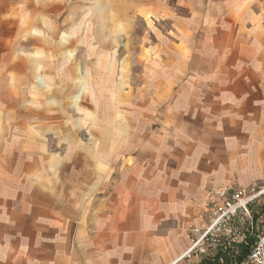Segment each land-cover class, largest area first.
I'll return each mask as SVG.
<instances>
[{"label":"crops","instance_id":"1","mask_svg":"<svg viewBox=\"0 0 264 264\" xmlns=\"http://www.w3.org/2000/svg\"><path fill=\"white\" fill-rule=\"evenodd\" d=\"M30 1L0 0V23L1 8ZM182 6L187 14L161 50L172 58L150 62L145 94L103 98L101 113H92L101 122L81 128L99 142H60L51 153L30 141L24 94L3 115L0 264H199L209 258H178L190 227L209 222L206 190L264 183V0ZM15 17L1 36L14 34L26 49L45 42L34 68L72 82L73 63H56L62 51L30 31L29 11ZM39 112L36 120L47 118Z\"/></svg>","mask_w":264,"mask_h":264},{"label":"rangeland","instance_id":"2","mask_svg":"<svg viewBox=\"0 0 264 264\" xmlns=\"http://www.w3.org/2000/svg\"><path fill=\"white\" fill-rule=\"evenodd\" d=\"M13 4L1 8L5 9L2 20L6 23H0V51L10 50V55L0 54V122L3 115L12 113V107H21L24 94V128L30 134L23 135L36 144H48L51 153L60 152V142H99L95 135H82L81 128L101 122L92 113H101L103 98L145 94L150 62L172 58L161 50L167 43L171 46L176 27L181 26L179 16L187 14L182 0H31L29 8ZM27 10L34 23L30 31L49 38L51 46L58 49L56 55L62 51L56 63H73L72 82L62 79L63 71L53 75L34 68L46 58L39 54L45 42L26 49L16 43L14 34L1 36V29L14 30L15 16L23 13L25 17ZM18 26L20 29V23ZM25 63L29 68L24 72L21 68ZM28 75L35 81L28 83ZM39 111H44L47 118L36 120L35 114L43 116ZM11 115L9 124L16 130L18 125L12 122L16 114ZM69 127L77 128L78 133L77 129L71 131L74 135L60 131ZM13 136L15 142L17 137L22 141L16 131Z\"/></svg>","mask_w":264,"mask_h":264},{"label":"built area","instance_id":"3","mask_svg":"<svg viewBox=\"0 0 264 264\" xmlns=\"http://www.w3.org/2000/svg\"><path fill=\"white\" fill-rule=\"evenodd\" d=\"M204 203L209 222L190 227V245L178 259L194 255L220 263L264 264V183L209 187Z\"/></svg>","mask_w":264,"mask_h":264},{"label":"trees","instance_id":"4","mask_svg":"<svg viewBox=\"0 0 264 264\" xmlns=\"http://www.w3.org/2000/svg\"><path fill=\"white\" fill-rule=\"evenodd\" d=\"M228 256H225V259H227ZM199 264H228V262L220 263L216 257L209 258V259H203Z\"/></svg>","mask_w":264,"mask_h":264}]
</instances>
